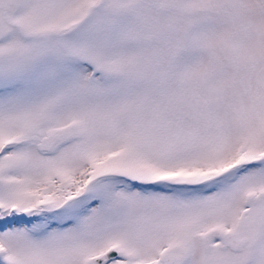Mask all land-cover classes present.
Instances as JSON below:
<instances>
[{
  "label": "snow or ice",
  "instance_id": "snow-or-ice-1",
  "mask_svg": "<svg viewBox=\"0 0 264 264\" xmlns=\"http://www.w3.org/2000/svg\"><path fill=\"white\" fill-rule=\"evenodd\" d=\"M0 264H264V0H0Z\"/></svg>",
  "mask_w": 264,
  "mask_h": 264
}]
</instances>
